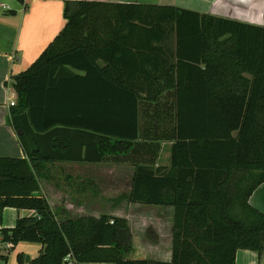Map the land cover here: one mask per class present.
<instances>
[{
    "label": "trees",
    "instance_id": "obj_1",
    "mask_svg": "<svg viewBox=\"0 0 264 264\" xmlns=\"http://www.w3.org/2000/svg\"><path fill=\"white\" fill-rule=\"evenodd\" d=\"M64 2L63 29L12 76L17 102L8 122L26 156H0V244L41 243L31 264H237L238 249L264 255V211L249 203L264 182V26L175 5ZM125 47L147 62L127 65ZM168 90L171 164L167 172L136 164L125 197L174 207L172 259L132 260L127 218L61 217L39 177L45 161L129 154L140 135V101ZM6 207L34 214L8 228Z\"/></svg>",
    "mask_w": 264,
    "mask_h": 264
},
{
    "label": "crops",
    "instance_id": "obj_2",
    "mask_svg": "<svg viewBox=\"0 0 264 264\" xmlns=\"http://www.w3.org/2000/svg\"><path fill=\"white\" fill-rule=\"evenodd\" d=\"M99 1L175 5L200 13L264 26V0ZM64 7V0H0V156L18 158L26 156L17 131L8 122L11 101L17 102V94L12 87V76L25 72L60 33L66 24ZM154 46L156 48L147 50L153 52L159 47L158 44ZM223 50H227V46L224 49L219 48V51ZM122 51L127 54V65H141L147 62L140 56L135 58L132 55L137 52L135 48L125 47ZM116 54L120 56L119 52ZM226 57L225 54L220 58L226 60ZM101 64L104 63L101 62ZM166 93L174 99L172 90L166 91L160 99ZM152 103L157 101L141 100L139 103L140 135L129 154L123 157H109L112 163L108 164L105 163L107 159L103 162L45 161L44 175H41L39 180L41 194L47 197L53 209L61 212V217L65 215L99 217L107 214L127 218L132 232L133 250L126 254V258L170 262L174 207L132 203L126 197H122L130 193L136 164L148 165L155 170L161 168L162 172H165L171 164L173 139L160 141L158 135L151 133L155 128V120L153 122L151 114L156 111L150 106ZM106 166L108 171L102 174L100 168H106ZM123 172H127L129 176H122ZM102 176L108 179L106 188L102 187ZM249 203L264 211V182L251 194ZM101 204L105 206L100 207ZM101 210L107 212L97 214ZM33 214L31 210L6 207L3 213V226L14 227L18 217ZM42 250L43 245L37 242L20 241L13 246L0 244V254L7 255L6 264H31V260L36 258ZM20 254L24 257L23 261L19 260ZM27 256L30 257L29 262L26 261ZM236 263L264 264V255L259 256L257 252L250 249H238ZM79 264L115 263L82 262Z\"/></svg>",
    "mask_w": 264,
    "mask_h": 264
},
{
    "label": "rangeland",
    "instance_id": "obj_3",
    "mask_svg": "<svg viewBox=\"0 0 264 264\" xmlns=\"http://www.w3.org/2000/svg\"><path fill=\"white\" fill-rule=\"evenodd\" d=\"M150 106L156 109L155 113L151 114V119H153V122L155 120V125H154L155 128H153L151 133L154 135H158L159 137L158 140L160 141H167L168 139H171L170 134L173 133V121H174V99L170 98L169 95L166 93L159 101H157V103H152V105ZM165 153L166 152H164V154ZM105 163L106 164L112 163V160L107 159ZM100 170L103 174L104 172L108 171V166H106V168L101 167ZM127 174H128L127 172H123L122 176L126 177ZM107 181L108 179H105L102 176L101 183L103 188L108 187ZM124 187L125 186H123L122 188ZM122 197H125V195L124 196L122 195ZM104 206L105 204H101L100 207H104ZM103 212H107V211L101 210L97 212V214H101Z\"/></svg>",
    "mask_w": 264,
    "mask_h": 264
},
{
    "label": "built area",
    "instance_id": "obj_4",
    "mask_svg": "<svg viewBox=\"0 0 264 264\" xmlns=\"http://www.w3.org/2000/svg\"><path fill=\"white\" fill-rule=\"evenodd\" d=\"M15 103H16L15 101H11V105H15ZM66 260H69V256L66 258Z\"/></svg>",
    "mask_w": 264,
    "mask_h": 264
},
{
    "label": "water",
    "instance_id": "obj_5",
    "mask_svg": "<svg viewBox=\"0 0 264 264\" xmlns=\"http://www.w3.org/2000/svg\"><path fill=\"white\" fill-rule=\"evenodd\" d=\"M26 261H27V262H29V261H30V257H29V256H27V258H26Z\"/></svg>",
    "mask_w": 264,
    "mask_h": 264
}]
</instances>
